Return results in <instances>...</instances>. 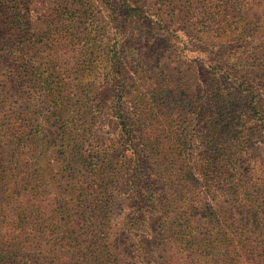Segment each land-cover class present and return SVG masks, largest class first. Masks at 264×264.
<instances>
[{"label": "trees", "instance_id": "trees-1", "mask_svg": "<svg viewBox=\"0 0 264 264\" xmlns=\"http://www.w3.org/2000/svg\"><path fill=\"white\" fill-rule=\"evenodd\" d=\"M122 14L211 46L193 174L163 172L152 120L190 107L117 46ZM258 86L264 0H0V264H264Z\"/></svg>", "mask_w": 264, "mask_h": 264}, {"label": "rangeland", "instance_id": "rangeland-1", "mask_svg": "<svg viewBox=\"0 0 264 264\" xmlns=\"http://www.w3.org/2000/svg\"><path fill=\"white\" fill-rule=\"evenodd\" d=\"M116 21L122 25L117 35V46L128 52L129 61L140 63L142 68L147 69L152 85L157 93L163 96L162 99L169 100L174 95L175 99H180L182 104L190 107V111L177 113L175 110H169L168 101H163L158 120H152V126L156 130V139L161 149L159 161L163 172L166 175H180L183 172L193 174L196 170L194 164L203 155L201 150L205 142L203 145L201 143L206 140L204 134L207 133L208 126L205 92L207 80L203 70L206 65L204 60L211 57V46L198 41L194 34L166 27L159 28L153 20H137L122 14L116 17ZM63 33L62 27H51L49 35L52 47L71 45V42L64 40ZM89 42L92 43L93 40ZM229 61L232 64V61ZM239 69L241 65L236 71ZM239 75H243L242 72ZM196 83H203L201 93L197 92ZM170 90L172 92H169ZM258 93L264 96V87L258 86ZM108 118V115L104 116L98 126L99 135L103 138L109 135L116 137V133H113L116 131L111 127ZM198 131L200 133H197ZM195 135L202 138L199 139ZM172 142H183L179 145L182 149L179 155L173 153ZM116 202L119 210L120 202L124 205L127 203L125 194L118 197ZM129 212L128 204L123 207L120 219L115 221L126 220ZM2 230L0 221L1 233Z\"/></svg>", "mask_w": 264, "mask_h": 264}]
</instances>
